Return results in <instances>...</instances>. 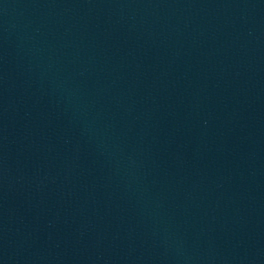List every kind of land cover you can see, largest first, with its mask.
I'll list each match as a JSON object with an SVG mask.
<instances>
[{"label": "water", "instance_id": "95a60500", "mask_svg": "<svg viewBox=\"0 0 264 264\" xmlns=\"http://www.w3.org/2000/svg\"><path fill=\"white\" fill-rule=\"evenodd\" d=\"M0 264H264V0H0Z\"/></svg>", "mask_w": 264, "mask_h": 264}]
</instances>
